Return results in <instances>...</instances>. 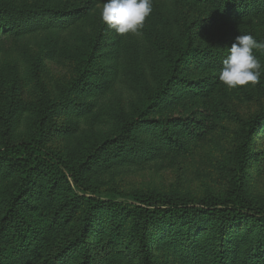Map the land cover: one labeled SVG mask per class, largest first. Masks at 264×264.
Returning a JSON list of instances; mask_svg holds the SVG:
<instances>
[{"label": "rangeland", "instance_id": "1", "mask_svg": "<svg viewBox=\"0 0 264 264\" xmlns=\"http://www.w3.org/2000/svg\"><path fill=\"white\" fill-rule=\"evenodd\" d=\"M3 1H40L80 17L60 31L17 36L0 28V146L29 138L42 105L85 67L84 82L43 120L42 143L80 168L76 180L68 178L73 193L119 202L129 201L123 194L130 192L199 200L239 191L264 206V49L253 51L262 66L256 85L228 90L218 79L235 37L264 42V11L227 18L211 0H152L143 34L120 36L101 21L104 0ZM136 117L166 121L174 145L158 132L131 127L146 148L139 158L129 157L123 130ZM15 179L0 178V188ZM62 197L26 196L25 214L44 238L43 259L65 257L80 239L85 205L63 223L56 212ZM172 221L149 231L155 264H210L206 247L214 238L202 230L183 238V223ZM110 224L105 213L82 239L111 264H137L129 223L114 230ZM250 228H227L225 245L232 247Z\"/></svg>", "mask_w": 264, "mask_h": 264}, {"label": "trees", "instance_id": "2", "mask_svg": "<svg viewBox=\"0 0 264 264\" xmlns=\"http://www.w3.org/2000/svg\"><path fill=\"white\" fill-rule=\"evenodd\" d=\"M211 2L227 18L264 11V0ZM79 17L77 10L59 9L40 1L32 6H18L0 0V28L9 29L17 36L48 28L69 29ZM85 71V67L82 68L67 89L42 105L38 123L36 121L32 125L29 138L4 141L0 146V178L8 179L12 175L16 178L0 188V264H111V260L101 252L93 253L91 246L82 239L90 232L92 223L105 213L109 214L113 230L125 222L129 223V238L134 243L137 264H155L151 253L154 238L150 237L149 231L154 225L170 223L173 219L183 223L179 228L183 238L190 240L194 230H202L206 236L214 238L206 247L212 258L210 264H259L264 250V206L249 200L239 191L229 196L206 195L199 200L130 192L123 194L129 201L119 202L79 196L71 191L68 178L76 180L80 168L42 143L43 120L69 100L77 84L84 82ZM161 93V90L157 91L151 100L154 101ZM146 118L136 117L130 127L123 130L130 142L128 156L131 158H139L146 148L145 142L130 135L131 127L158 132L167 145H174L176 140L171 136L166 121ZM35 192L47 196L56 192L65 195L58 201L56 209L63 223L69 222L81 204L85 205L77 247L61 259H58V253L43 259V235L25 214V209L30 206L26 203V196L28 198ZM241 224H249V232L237 239L232 247H227L224 242H228L226 229L233 225L240 227Z\"/></svg>", "mask_w": 264, "mask_h": 264}, {"label": "clouds", "instance_id": "3", "mask_svg": "<svg viewBox=\"0 0 264 264\" xmlns=\"http://www.w3.org/2000/svg\"><path fill=\"white\" fill-rule=\"evenodd\" d=\"M152 10V0H104L100 18L117 35L141 36L145 20ZM260 49H264V42H258L250 34L235 37L222 60L219 81L228 90L259 83L262 66L253 51Z\"/></svg>", "mask_w": 264, "mask_h": 264}]
</instances>
